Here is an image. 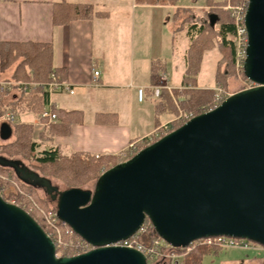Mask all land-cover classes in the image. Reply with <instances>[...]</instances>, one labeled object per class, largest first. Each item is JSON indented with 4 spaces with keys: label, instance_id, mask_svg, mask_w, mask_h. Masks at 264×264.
Instances as JSON below:
<instances>
[{
    "label": "water",
    "instance_id": "95a60500",
    "mask_svg": "<svg viewBox=\"0 0 264 264\" xmlns=\"http://www.w3.org/2000/svg\"><path fill=\"white\" fill-rule=\"evenodd\" d=\"M245 27L243 72L253 87L109 169L93 190L59 191L0 157L24 181L55 192L58 219L93 248L57 257L34 218L0 195V264H148L115 246L146 221L174 249L219 236L264 247V0H248ZM1 131L5 141L13 133L8 124Z\"/></svg>",
    "mask_w": 264,
    "mask_h": 264
},
{
    "label": "crops",
    "instance_id": "0c3cea01",
    "mask_svg": "<svg viewBox=\"0 0 264 264\" xmlns=\"http://www.w3.org/2000/svg\"><path fill=\"white\" fill-rule=\"evenodd\" d=\"M62 2L90 5L95 15L56 24L55 7ZM177 7L136 5L135 0H0V42L50 44L59 81L74 91H47L49 102L44 111L55 113V122L34 113L17 117V123L33 127L38 153L58 148L66 156L83 153L119 158L131 144L153 138L173 121L167 113H156L160 98L154 97V88L162 85L172 96L173 91L188 89L183 81L192 43L173 34L172 58L164 54L166 19ZM211 54L204 55L195 78L201 90L216 89V81L211 83L204 72L208 60L216 61L218 67L220 58ZM156 62L165 69L152 85ZM4 124L8 123L0 121V139ZM12 138L13 133L6 141ZM202 264H264V247L213 249Z\"/></svg>",
    "mask_w": 264,
    "mask_h": 264
},
{
    "label": "trees",
    "instance_id": "16d2710c",
    "mask_svg": "<svg viewBox=\"0 0 264 264\" xmlns=\"http://www.w3.org/2000/svg\"><path fill=\"white\" fill-rule=\"evenodd\" d=\"M247 1L248 0H228V2L233 5L247 3ZM135 3L136 5L177 7L179 0H135ZM207 4L209 7L215 9L217 6H224L226 1L222 4H217L214 0H207ZM221 12L212 11L207 14L206 20L195 17V22L192 23V10L189 8L177 7L172 19L173 22H177L182 15H186V17L181 20L180 27H178L177 30L174 29V36L186 31V26H190L191 30H196L197 32V36L192 41L193 43L189 51V56H191L193 60L189 62L187 77L183 81V85L188 89L181 92L173 91V95L176 97H184V100L180 101L181 107L184 110H194L196 116L209 110H204L203 108L205 106L210 107L213 104L215 96L213 90L198 89L196 84L195 78L199 73L203 52L212 51L217 47L219 52L223 53L224 61L226 59L229 60V65L232 66L235 60V23L229 15ZM94 15V9L90 5H70L62 2L55 7L54 22L56 24L66 25L74 20L92 19ZM213 40H215V43L212 42ZM196 50L201 52L200 56L196 54ZM52 57L53 49L50 44L0 42V75H4L9 69L11 70L14 67V72L4 81H11L18 84L12 91L3 90L0 92V120L8 111L16 117L26 113H34L37 115L43 113L45 106L49 102L46 85L49 83L50 75L56 74L52 65ZM222 62L223 61H219L218 63L216 83H218L219 77H221L222 74ZM164 69L165 68L160 66L158 62L152 65V85L158 83L159 73L162 70L164 71ZM23 85H27L28 90L24 91ZM8 97L10 101H6ZM213 108L214 107L210 109ZM156 113L158 116L164 113L177 114L172 96L166 89L161 93L160 101L156 106ZM12 130L14 141L11 143L9 141L0 146V157L9 162H17L20 167L37 175L39 178L45 179L50 187L58 190L59 187L53 184L51 180L52 177H59L66 187L65 190L73 188L89 190L86 188L90 185L94 187L103 173L121 163L120 159L117 157H100L97 159L95 156L83 153H74L70 156H66L58 148L38 153L37 148L39 146L33 139L32 126L15 123L12 125ZM23 161L29 162V165ZM12 170V168L0 164V174L11 172L10 183L3 181L0 184L1 189H8L15 185L18 186L20 193L15 192L11 197L25 201L28 205L25 211L34 218L44 231H47L41 214L33 204L35 203L37 207L49 210L45 208L48 207L45 204H43L44 206L42 204L39 206L34 198L38 187L21 179L14 170L13 174ZM43 189L45 191L46 188ZM46 195L50 197L52 203H56V208L51 210L56 213L58 204L57 194L52 192L49 194L46 193ZM62 224L63 223H60V227ZM144 228L146 231L143 234L148 235H146V238L149 243H151L153 239L159 238L149 221H146ZM63 237L65 241H70L76 238L77 235L75 234L74 237H70L67 232H65V234L63 233ZM52 239L54 238L52 237ZM212 250V248L207 246H198L189 252L180 264H202L204 256L210 254ZM62 253L63 257L75 256L73 250H63ZM156 264L170 263L168 261H160Z\"/></svg>",
    "mask_w": 264,
    "mask_h": 264
},
{
    "label": "built area",
    "instance_id": "2783aa9c",
    "mask_svg": "<svg viewBox=\"0 0 264 264\" xmlns=\"http://www.w3.org/2000/svg\"><path fill=\"white\" fill-rule=\"evenodd\" d=\"M228 7L226 9H229V10L232 9L231 10L233 12L232 18L234 20L235 28H236L235 39H234L236 63L238 65V67L243 68L244 62L246 60V48H247V44H248L247 30L245 27V15H246L248 4L247 5L246 4L240 5L237 7H230V6H228ZM99 75H100V73L96 71L95 76L98 77ZM16 85H18V84L11 82V81H0V92L3 90L12 91ZM23 87H24V91L28 90L27 85H23ZM46 87H47V91L50 94L70 90L67 85H65L59 81L56 74L50 75L49 83H47ZM165 88L166 87H163L162 85L155 87L154 88V97L157 99L160 98L162 90H164ZM70 93L74 94V91L70 90ZM138 94H139V99L142 100L144 91L142 89H140L138 91ZM226 99H227V97H225V98H222L220 96L217 97V99L215 100V106L213 109L220 106ZM213 109H210V110L206 111L205 113H207ZM204 110H207V109H204ZM41 116L44 119H49L51 122L57 121V118H58L57 115L55 113H53L51 110L44 111L41 114ZM194 117H196V116L194 114H191V113L189 115L181 114L177 120L181 121L182 124L184 125L188 121L193 119ZM0 121H4V122H7L9 125L10 124L13 125V124L17 123V117L8 111ZM175 121H176V119L173 120L172 122L165 124L163 127H161L157 131V133L154 136L159 138V137H161V136H159L160 133L161 134L162 133H169L171 131V129H173V124ZM151 139L152 138L143 139L142 141H140L138 143L131 144L127 148V150H125L119 156V159L122 160L121 162H125V161H128L129 159H131L135 154H137L141 150L142 145ZM95 157L98 159V158H100V155H96ZM33 204H34V207L39 211V213L41 214V216L44 220V223H45L46 228H47V231H45V232L47 233V235L51 239H52V237L54 238L52 240L54 241L55 246H56L57 257H63V256H61V253H60L63 250L64 251L73 250V252L75 253V256H76V255L86 253V252L93 249L87 242H85L83 239H81L78 236L74 239H71L70 241H65L64 237H63V233L61 231V227H60V223H62V222L58 219L57 214L53 211L47 212V211L37 207V205L35 203H33ZM145 231L146 230L143 227V229L139 233H145ZM66 232L70 237H74V235H75V233L70 228L67 229ZM252 244H254V243L251 241H248V240H244V239L219 236V237H210V238L197 240V241L191 243L189 245V247H187L185 249H174L173 247H171L169 244H167L161 238L153 239L150 244L145 245V244L138 241V237L136 235L135 237H133L131 239L117 243L115 246L135 249V250L141 252L146 257L148 264H154V263H157V262H160L163 260L169 261L170 264H180V261L183 260L184 257L189 252H191L193 249H195L198 246H207V247H210L212 249L222 250V249L233 248V247L248 248Z\"/></svg>",
    "mask_w": 264,
    "mask_h": 264
},
{
    "label": "rangeland",
    "instance_id": "374dc122",
    "mask_svg": "<svg viewBox=\"0 0 264 264\" xmlns=\"http://www.w3.org/2000/svg\"><path fill=\"white\" fill-rule=\"evenodd\" d=\"M225 1H226V4H224V6H217V7H215V9H213V8L208 6L207 0H179L178 5L184 6L185 8H189V9L192 10L191 18L193 19L192 23H194L195 22V20H194L195 17H200L201 19L206 20L207 19V14L211 13L212 11H218V12L222 11L221 13L224 12L225 14L229 15V17L233 20V18H232L233 12L231 11L232 9L229 10V9H226V8L228 6L237 7V6H240V5H244V4L247 5L248 4V1H247V3L245 2V3H240V4H237V5H233V4L229 3L230 1L228 2V0H214V2L217 3V4H222ZM185 17H186L185 14L182 15L181 18L177 22H173L172 21L173 16L172 17L170 16V17H168L166 19V29H165L164 41H163L164 42V54L167 55V56H170V58H172L171 49H172V38H173V26H174V29L177 30V28L180 27V25H181V20L183 18H185ZM233 22H234V20H233ZM186 28H187L186 31H184V32H182V33H180L178 35H181L183 38H186V40L188 42L193 43L192 41L194 40V38H196L197 32H196V30H191L190 26H186ZM176 36H175V38H176ZM173 41H174L173 48L175 49V46H176L175 41L176 40L173 39ZM214 41L215 40H213L212 42L215 43ZM169 48H170V50H169ZM197 50H196V54L198 56H200L201 52H199ZM208 52L213 53V54H211L213 56L214 55H218V57L220 58V61H223L222 62V67H221V72H222L221 77H219V81H218V83L216 85V89L213 90L214 93H215L213 104L210 107L209 106H205L203 108V109H207V110L209 109L210 110V108L215 106V100L217 99V97L220 96L222 98H225V97L229 98L233 94H236L238 92H241L243 90H246V89H249V88L253 87V84L249 83L246 80V78L244 77L243 68L238 67V65L236 63V58L234 60V64L231 66V65H229L230 62H229L228 59H226L224 61V55H223V53L219 52L217 47L214 50H212V51H204L203 52V58H204V55L206 53H208ZM235 57H236V55H235ZM191 60H193V58L191 56H189V54H188V61L190 62ZM201 66L202 65H200L199 72L201 70ZM216 67H217L216 61H215V63H212V62H210V60H208L206 62V64H205L204 72H205V75L208 76V79H211V83H212V81H214V82L216 81V78H215ZM14 70L15 69L13 67L11 70L9 69L4 75H0V81H4L5 79L9 78L10 75L14 72ZM175 71L176 72L173 73V79H172L173 81L177 77V75H176L177 70H175ZM160 84H163V83H160ZM172 99H173L175 107L177 109V116L175 114H173V113H170V114L167 113L172 120L176 119V121L173 124V129H171V131L169 133H171L174 130L178 129L179 127L183 126L182 122L177 120L181 114H183V115H185V114L189 115L190 113L194 114V115L196 114V112L194 110H184L181 107L180 101L184 100V97H179L178 98L175 95H173ZM169 133H162V134L160 133L159 136H161V137H159V138L154 136L151 140L147 141L145 144L142 145L141 150L144 149L145 147L153 144L154 142L158 141L159 139H161L162 137H164L165 135H167ZM13 141H14V137L12 138L10 143L13 142ZM6 143H8V141L4 142L2 139H0V146L4 145ZM16 159H19V158H16ZM120 161H122V160H120ZM23 162L26 163L27 165H29V162H27V161H23ZM13 170L15 171L14 168H13ZM14 171L12 172L13 174H14ZM10 173L11 172L9 171V172H7V174H5V173L4 174L3 173L0 174V184L3 181H6L7 183H10ZM51 180H52V182H53V184L55 186L59 187L60 191H64L66 189L65 185L63 184V182L61 181V179L59 177H57V176L56 177H52ZM93 188L94 187L90 185L86 189L93 190ZM15 192L20 193V190H19L18 186H16V185L15 186H11L8 189H5V188L1 189V185H0V195L6 201V203H9V204H14L15 203L14 205H16V206H18V207H20L22 209L24 208L23 210H25L28 207V205L26 204L25 201H21V200H18L17 198H12L11 197L12 195H14ZM34 198L37 201V204L39 206H41V204L42 205L45 204V205L48 206V207H45V208H47L49 210H46V209L41 207L43 210H46L47 212H51L52 209L56 208V203H52L50 201V197L48 195H46V191H44V189L42 187H38V190L35 192ZM63 224L61 225V231L65 234L66 230L69 229V227L67 225H63ZM153 230H154V228H153ZM140 234L141 233H138V241L143 243V244H145V245L150 244L148 242L147 238H146L147 234L145 235V234L142 233L141 236L139 237ZM254 244H256V243H254ZM257 245H259V244H257ZM60 253H61V256H62L63 253L62 252H60ZM163 261H165V260H163ZM181 261H180V263H181ZM154 264H156V263H154Z\"/></svg>",
    "mask_w": 264,
    "mask_h": 264
}]
</instances>
